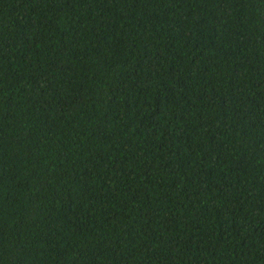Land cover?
<instances>
[{
  "label": "trees",
  "instance_id": "16d2710c",
  "mask_svg": "<svg viewBox=\"0 0 264 264\" xmlns=\"http://www.w3.org/2000/svg\"><path fill=\"white\" fill-rule=\"evenodd\" d=\"M0 264H264V0H0Z\"/></svg>",
  "mask_w": 264,
  "mask_h": 264
}]
</instances>
